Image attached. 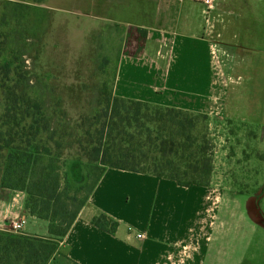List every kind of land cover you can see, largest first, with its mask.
<instances>
[{
  "label": "trees",
  "instance_id": "1",
  "mask_svg": "<svg viewBox=\"0 0 264 264\" xmlns=\"http://www.w3.org/2000/svg\"><path fill=\"white\" fill-rule=\"evenodd\" d=\"M140 1L146 7L138 12L137 3L128 0L126 7L131 8L130 17L125 15L126 10L114 7L113 11L121 17L108 25L101 36L93 62L96 80L86 85L90 92L86 110L72 120L61 107L62 95L59 98L53 95L56 89L49 82L48 74L35 72V60L30 65L21 51V43L27 39L25 33L29 30L21 32L18 26L12 32L0 34L1 187L22 192L24 209L29 216L48 222L50 235L43 238L0 230V264H49L108 169L171 181L186 189L209 188L212 184L215 145H218L212 135L219 138L221 118L213 120L214 117L207 114L115 94L118 63L113 65L110 57L115 55L118 61L121 56L138 58L147 41V26L139 25L142 19H151L143 14H152L154 2ZM119 3L121 0L113 4ZM3 4L14 11L17 16L14 21H22L28 13L45 16L44 26L42 23L31 28L37 42L28 46L30 52L36 50L35 58L40 59V42L50 11L39 6L40 2L38 6L19 1ZM126 17L131 19L126 20ZM132 23L138 26L133 27ZM128 24L132 29L126 32L130 34L122 38V25ZM112 30L119 38L118 44L111 42L109 31ZM129 45H135L134 52H129ZM246 127L252 126L227 121L232 134L239 129L245 130L243 136L255 134ZM242 140L252 144L256 153L257 145H253L252 140L243 137L238 143ZM68 156L71 157L66 158ZM65 160H71L72 166L71 178L63 186L60 173ZM75 168H84L86 172L81 183H78L79 176H72ZM239 177H243V173ZM232 181V187L238 189L236 180ZM85 187L86 194L79 195ZM91 224L111 235L118 228V222L106 214L96 216Z\"/></svg>",
  "mask_w": 264,
  "mask_h": 264
},
{
  "label": "rangeland",
  "instance_id": "2",
  "mask_svg": "<svg viewBox=\"0 0 264 264\" xmlns=\"http://www.w3.org/2000/svg\"><path fill=\"white\" fill-rule=\"evenodd\" d=\"M5 1H19L29 6H38L37 2H40L39 6L46 7L50 11V17L47 16L45 20L46 30L40 42L42 45L40 59L35 58L36 50L30 52L28 46L37 42L31 28L41 25L45 16H31V13H28L27 16L24 14L22 21H14L12 19L17 16L10 7L6 8L3 4ZM116 1L119 2V0H0V34L12 32L18 26H21V32L23 29L29 30V33H25L27 39L21 43V51L30 65L35 60L37 64L35 72L40 70L41 74H48L49 82L56 89L53 95L56 98L62 95L61 107L69 120L76 118L77 115H83L86 110L90 97L86 85L96 80L93 68L94 54L106 27L113 25L121 17L120 13L113 11L114 7H119L122 11L126 10L125 15L131 16V8L126 7L128 0H121L125 6L121 3L113 4ZM133 2L137 3L138 12L146 7L140 0ZM153 2L154 11L148 14L151 19H142L139 26H147V29H155L160 33L166 30L174 31L179 22V16L175 11L180 9L187 11L190 8L192 14H195L194 21L204 16L200 23L208 33L213 32L212 37L236 46L241 44L256 55H264L263 24L258 23L259 19L253 22L248 17L249 14L254 17L255 11L264 9V0H214L216 9L214 11L208 10L201 0H181L171 5L163 1V7L160 6V0ZM158 8H163L159 14ZM171 8L175 9L172 14L176 22L168 12ZM137 23H132L131 26L136 27ZM181 23H185L183 17ZM41 26H44V23ZM129 26V24L122 25L124 32L122 38L130 34L126 32L127 29L128 31L132 29ZM235 31L240 37H234ZM109 34L112 38L111 42L118 44L119 38L115 31H109ZM133 47L135 45L128 46L129 52L135 51ZM121 58L118 61L115 55L110 57L113 65L118 63L117 77L121 75L122 81L117 89L123 93L124 85H129V82L124 80L127 76V68L121 69ZM215 65L219 77H224V74L226 77L229 72L226 66L224 68L219 62ZM218 80L219 78L212 79V88L216 90L225 87V83ZM242 82L241 79L232 81L233 85H240ZM115 94L117 95L116 89ZM217 119L218 117L213 118V120ZM237 131L245 132L242 129ZM215 137L218 145H215V170L209 187L211 189L180 188L174 182L161 179L152 184L145 178H140L138 181H119L115 178L108 186L110 180L106 179L102 184L105 186L99 193V205L92 206L90 213L98 215L102 210L110 211L118 220L116 232L118 239H125L130 234L135 238L137 234L145 235L144 230L150 237L156 236L153 232L175 234L180 243L188 245L186 257L181 258L177 264H264V137L262 143L256 146L258 149L256 153L253 152L252 144H246L244 140L239 144L237 138L232 137L229 144L223 147L220 144V135L219 138L217 135H212L213 139ZM245 146L248 148H244ZM225 148L226 154L222 155L221 150L224 151ZM71 160H65L61 166L63 186L68 178H71L69 173ZM116 172L134 175L130 172ZM241 173L243 177H239ZM248 174L250 177L246 176ZM85 175L84 168L82 170L75 168L72 172V176L76 178L79 176L78 183L82 182ZM232 179L236 180L238 189L232 187ZM117 182L121 183L119 194L125 195L124 198L129 196L130 201L113 199L111 192L115 190ZM246 184L250 187H244ZM86 192L87 187L79 195L84 196ZM19 196L23 204L25 195L19 192ZM22 219L26 221L24 229L30 228L34 233L40 231V227H37L39 225H34L29 217L26 220L24 216L11 221L6 220L7 224L3 228L0 227V230L7 234H22L24 229L15 227L16 221ZM35 236L43 237L40 234ZM160 241L163 245L166 243L163 239ZM195 241L197 244H194ZM189 246L192 247L191 250ZM160 261L162 260L159 258L158 262Z\"/></svg>",
  "mask_w": 264,
  "mask_h": 264
},
{
  "label": "crops",
  "instance_id": "3",
  "mask_svg": "<svg viewBox=\"0 0 264 264\" xmlns=\"http://www.w3.org/2000/svg\"><path fill=\"white\" fill-rule=\"evenodd\" d=\"M160 6L163 7L162 4ZM162 10L163 8H158V14ZM174 10L172 8L168 10L171 16ZM214 10L216 9L212 11ZM175 12L179 16V22L174 31L166 30L160 33L155 29H148L147 42L140 57L123 56L121 58V69L127 68V76L124 80L129 82V85H124L123 93L119 92L117 88L122 81L119 75L115 84L117 95L125 99H135L221 118L218 130L220 144L223 147L229 144L232 137H236L237 140L245 137L252 140L253 145L261 144L264 137V55H256L241 44L236 46L220 38L212 37L213 32L208 33L200 23L204 16L194 21L195 14H192L190 8L187 11L180 9ZM254 14V17L251 14L248 17L253 22L259 19L258 23L263 24V31L264 9L255 11ZM181 17L185 19V23H181ZM173 19L176 22V18ZM236 36L240 37V34L235 31L234 37ZM217 62L222 63L224 68L226 66V70L229 71L226 77L225 74L224 77H219L220 75L216 73ZM214 78L223 81L225 87H219L218 90L212 88ZM237 79L243 82L240 85H233L232 81ZM227 121L252 126L246 129L255 134L243 136L246 132L238 133L237 131L232 134L229 131L231 127L227 128ZM221 154H226V148L224 151L221 150ZM115 171L107 170L80 211L69 234L60 242L59 253L53 256L49 264H73L74 262L79 264H159L160 262L177 264L181 258L186 257L188 245L180 243L175 234L153 232L156 236L150 237L144 230L143 239H138V234L136 238L130 234L125 239H118L117 233L108 234L91 224V219L102 213L118 222L110 211L102 210L98 215L89 211L92 206L99 205V193L104 188L105 184L103 186L102 184L106 179L110 180L108 186L114 182L115 178L119 181H138L140 178H145L152 184L158 181L150 176L137 174L129 176L117 174ZM228 176L226 171V177ZM1 178L2 170L0 169V227L3 228L7 224L6 220L11 221L24 216L26 220L29 217L34 225L40 227V231L35 233L32 229L26 228L23 231L24 234L50 237L48 222L29 216L24 209V201L23 204L21 203L22 198L19 192L1 187ZM115 184L117 186L111 192L113 199L120 198L122 202L130 201L129 196L124 198L125 195L119 194L121 183ZM162 239L166 241L164 245L160 241ZM194 244L197 242L195 241ZM189 248L192 249L191 246ZM159 258L162 261L158 262Z\"/></svg>",
  "mask_w": 264,
  "mask_h": 264
},
{
  "label": "built area",
  "instance_id": "4",
  "mask_svg": "<svg viewBox=\"0 0 264 264\" xmlns=\"http://www.w3.org/2000/svg\"><path fill=\"white\" fill-rule=\"evenodd\" d=\"M163 1H166V2H168L169 3V5H171V4H174V3H176V2H179V1H181V0H160V4H162V2ZM213 1L214 0H201V2L204 4V5H206L207 6V9L208 10H212V9H214V3H213ZM17 223L15 224V227L16 228H22V229H24V226H25V223H26V221L24 220V219H22V220H20V221H16ZM15 229V228H14ZM16 230V229H15ZM137 238L138 239H143V235L142 234H138L137 235Z\"/></svg>",
  "mask_w": 264,
  "mask_h": 264
}]
</instances>
